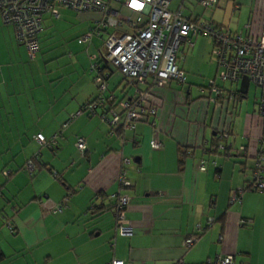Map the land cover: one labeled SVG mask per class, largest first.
I'll return each mask as SVG.
<instances>
[{
  "label": "crops",
  "instance_id": "crops-1",
  "mask_svg": "<svg viewBox=\"0 0 264 264\" xmlns=\"http://www.w3.org/2000/svg\"><path fill=\"white\" fill-rule=\"evenodd\" d=\"M169 8L243 36L257 35L264 17V0H217L214 8L199 0H171ZM61 11L48 15L62 19ZM67 11L80 23L77 42L87 50L93 38L86 44L79 39L96 14ZM47 21L44 16L39 52L30 59L0 16V147L6 152H0V264H103L112 258L124 264L179 258L198 263L216 254H233L235 264H264V190L245 189L240 202H229L231 190L251 178L255 155L264 154L258 88L245 75L232 84L217 80L225 94L234 90L237 96L210 101L208 79L217 66L211 41L198 36L192 46L182 45L185 58L177 61L186 81L152 89L157 127L139 122L124 132L132 140L122 147L120 131L111 132L99 116L71 118L96 94L89 71L94 54L79 59L53 52L62 36L52 38ZM109 72V90L129 97L130 86L116 70ZM220 130H230L225 149L216 148ZM38 132L59 135L52 146L41 145L34 138ZM77 135L86 139L84 153L76 147ZM154 139L159 149L151 147ZM120 149L132 158L128 234L117 231L112 213ZM29 159L32 170L26 168ZM93 202L103 204L99 212L90 209ZM211 217V225L185 248L184 239ZM241 219L251 221L240 224Z\"/></svg>",
  "mask_w": 264,
  "mask_h": 264
},
{
  "label": "built area",
  "instance_id": "built-area-1",
  "mask_svg": "<svg viewBox=\"0 0 264 264\" xmlns=\"http://www.w3.org/2000/svg\"><path fill=\"white\" fill-rule=\"evenodd\" d=\"M171 0H0V16L2 24L11 26L15 40L23 45L28 57L34 59L39 52V35L43 30V15L51 13L59 16V8H67L77 13H95L94 27L84 34L79 42L86 44L93 36H101L106 28L114 29L104 38L101 49L98 50L103 64L116 70L130 86L132 94L129 97L118 98L109 90L108 70L103 69L96 61L89 67L94 73L96 94L80 110L71 116L75 118L81 114L99 116L106 123L111 132L120 131V140L125 144L131 138L124 135L125 131L135 130L137 124L146 121L151 127H157L158 107L153 98V88L163 87L169 81L178 84L186 81L184 70L178 65V60H184L183 44L193 45V38L207 37L212 43L211 56L216 62L217 73L208 80L207 89L211 96L209 100L216 103L222 99H234L237 92L231 90L225 94L217 80L230 84L238 81L245 75L259 90L257 100L258 115L264 120V17L260 21L259 31L254 36H243L234 33L226 27H220L209 20L189 18L183 15L181 9L170 10ZM118 3L114 7L112 3ZM200 4L209 8L217 0H199ZM126 10L128 14L122 15ZM123 16V17H122ZM181 49V50H180ZM94 59V58H92ZM141 85L147 87L146 90ZM99 110V111H98ZM66 125V124H65ZM64 125V126H65ZM119 129V130H117ZM230 130L218 131V149L230 146L225 141ZM57 133L49 138L41 132L34 135L40 144L54 143ZM264 141V139H261ZM77 148L83 152L87 149L86 139L83 136L76 138ZM153 149L161 147L160 140L151 141ZM226 154H230L228 150ZM132 159L124 155L120 149L119 167L117 172V189L114 194L115 227L121 234L131 232L126 219V205L130 196L122 189L131 185L128 176V165ZM264 154L255 155L251 181L245 185H238L230 192V202H240L245 189L264 190ZM26 168L32 170L33 161L29 159ZM204 170L205 165L201 164ZM11 171L5 170L8 175ZM62 203L55 205L60 209ZM213 218H209L208 225ZM251 220V219H248ZM246 222L240 220V224ZM11 227V226H10ZM197 232L184 239V247H190L198 238V233L205 226L196 225ZM103 264H124L119 258H112ZM170 264H235L233 254H216L202 262L190 263L179 258Z\"/></svg>",
  "mask_w": 264,
  "mask_h": 264
},
{
  "label": "rangeland",
  "instance_id": "rangeland-1",
  "mask_svg": "<svg viewBox=\"0 0 264 264\" xmlns=\"http://www.w3.org/2000/svg\"><path fill=\"white\" fill-rule=\"evenodd\" d=\"M174 3V1H173ZM112 5L114 7H117L119 4L114 2L112 3ZM185 6V5H184ZM186 7V6H185ZM59 10H62L60 12V15H62V19H54L52 17H50L48 15V13H45L43 15V17L45 16L47 18V24L49 25L50 23V26L53 27V31H54V36H52V38H54L55 40L58 39L57 38V34L58 32L60 33V35L62 36V38L58 39V41L60 40V44H58V47L57 48H52V51L55 52V51H59V54L60 55H63V53H70L71 56L73 58H75L77 56V58L79 59H82V56L84 54H89V55H92L94 54V56H97L98 55V50L101 49V46L103 44V41H104V38H105V34H104V37H94L92 39L93 41V46H91V44L88 46V49L86 50V47L79 44L77 42V36H78V31H79V24H75V20L73 19V13L71 12H68L67 9H64V8H59ZM64 11V12H63ZM122 15L124 14H128V12L126 10H122L121 11ZM123 17V16H122ZM92 27V26H91ZM51 30V28L49 29ZM89 31V30H88ZM87 31V32H88ZM51 32V31H50ZM67 32H69V34L67 35ZM49 33L46 32V35H48ZM62 40V41H61ZM68 41V42H67ZM70 43V47H67V44ZM196 43V42H195ZM197 45V44H196ZM181 49H182V46H181ZM180 49V50H181ZM66 55H69V54H66ZM99 56V55H98ZM207 56V55H206ZM210 56V55H209ZM65 57V56H64ZM209 59V58H208ZM26 64L29 65L31 64L30 61L27 59L26 61ZM209 80V79H208ZM254 85V84H253ZM21 89V88H20ZM36 89L33 93V96H35V93H36ZM14 101V100H13ZM46 105V104H44ZM16 106V104H15ZM14 121H17V122H20V119L19 117L15 118ZM1 130V129H0ZM3 151V156L5 155L6 152H4L3 150V147H0V152Z\"/></svg>",
  "mask_w": 264,
  "mask_h": 264
},
{
  "label": "trees",
  "instance_id": "trees-1",
  "mask_svg": "<svg viewBox=\"0 0 264 264\" xmlns=\"http://www.w3.org/2000/svg\"><path fill=\"white\" fill-rule=\"evenodd\" d=\"M217 5V3L214 5V6H212V7H209V8H214L215 6ZM202 6V5H201ZM203 7V6H202ZM205 8V7H204ZM72 11V10H71ZM77 13V12H76ZM97 16V15H96ZM205 20V19H204ZM212 22V21H211ZM213 24H215L214 22H212ZM42 24H43V20H42ZM219 26V25H218ZM94 27V20H93V25H92V27L90 28V29H92ZM227 28V27H226ZM89 29V30H90ZM229 29V28H228ZM43 31V30H42ZM112 31H114V29H111V28H106V29H104L102 32H101V36H96V37H104V34L105 35H107V34H109L110 32H112ZM95 36H93L92 38H94ZM202 37H204V36H202ZM91 38V39H92ZM196 38V37H195ZM207 38V37H206ZM90 39V40H91ZM194 39V38H193ZM89 40V41H90ZM99 55V54H98ZM93 56V58L94 59H91V62L92 61H96V62H98L97 64L98 65H101V67H103V69H107L108 70V78L110 77V72L109 71H111L112 70V68L109 66V65H107V64H103L102 63V61H101V59H100V57L99 56ZM91 62H90V64H91ZM89 67H90V65H89ZM90 71V70H89ZM125 81V80H124ZM125 83H126V81H125ZM126 85H127V83H126ZM141 88L142 89H144V90H146L147 89V87L145 86V85H141ZM117 130H119V129H117ZM57 133V137H58V135H59V132H56ZM78 136H82V135H77L76 136V138L78 137ZM56 137V138H57ZM84 137V136H83ZM46 138H48V137H46ZM85 138V137H84ZM56 141V140H55ZM219 141V140H218ZM40 144V143H39ZM86 144H87V142H86ZM217 144H218V142H217ZM41 145H43V144H41ZM46 145V144H45ZM53 145V143H51L50 145H48V146H52ZM77 147V146H76ZM216 148H217V146H216ZM87 150V149H86ZM85 150V151H86ZM80 151V150H79ZM85 151H83V152H81V153H84ZM259 152H260V150H259ZM132 159V158H131ZM254 165V164H253ZM11 173V172H10ZM8 176V175H7ZM251 178H252V174H251ZM251 178L247 181V182H249V181H251ZM246 182V183H247ZM245 183V184H246ZM245 184H243V185H245ZM130 186H126V187H124L123 189H122V191L124 192V193H127L126 192V190H127V188H129ZM247 189H250V188H247ZM250 190H255V189H250ZM258 191V190H257ZM229 202H230V196H229ZM114 203H115V200H114ZM114 203H112L113 204V207H112V213H113V211H114ZM129 203V202H128ZM128 203H127V205H128ZM231 203V202H230ZM127 205H126V208H127ZM102 207H103V204H98V203H96V202H93V203H91V205H90V209L92 210L93 209V212L94 213H96V212H99L101 209H102ZM126 210V209H125ZM114 215V214H113ZM115 219V218H114ZM246 222H249V221H251V220H248V219H244ZM246 222H244V223H246ZM211 223H212V221H211ZM244 223H242V224H244ZM211 225V224H210ZM207 226H209L208 225V222H207V225L205 226V227H207ZM196 231H197V229H196ZM3 257V253L1 252V250H0V259ZM204 261V260H203Z\"/></svg>",
  "mask_w": 264,
  "mask_h": 264
}]
</instances>
